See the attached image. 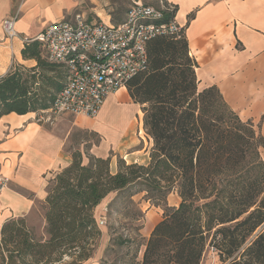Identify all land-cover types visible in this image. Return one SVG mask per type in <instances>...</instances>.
<instances>
[{
  "label": "trees",
  "instance_id": "trees-1",
  "mask_svg": "<svg viewBox=\"0 0 264 264\" xmlns=\"http://www.w3.org/2000/svg\"><path fill=\"white\" fill-rule=\"evenodd\" d=\"M175 12L174 6L166 18ZM147 51V70L131 78L126 89L131 100L141 104L143 128L152 139L148 162L125 164L120 159L113 172L109 157L91 156L83 163L80 154H71V163L48 186V238L32 239L22 219L4 224L2 233L13 231L15 222L22 225L14 233L19 238L6 264H16L13 254L18 264H39L53 253L57 259L64 254L85 259L99 234L94 208L109 193L127 191L131 196L132 189L145 191L147 200L159 204L175 188L181 200L177 207H164L140 264H199L207 245L227 264H264V227L249 240L264 222V186H257L256 180L239 191L224 187L213 193L215 180L236 171L252 146L264 148V136L256 134L251 120L242 121L228 108L215 85L197 89V62L185 35L155 37ZM41 55L35 40L21 49L23 58L36 60L32 71L63 69ZM21 70L17 65L0 76V117L49 108L64 83L46 76L50 87L38 91L34 72L24 77ZM62 75L65 78L64 69ZM201 199L202 204L194 205Z\"/></svg>",
  "mask_w": 264,
  "mask_h": 264
},
{
  "label": "crops",
  "instance_id": "crops-1",
  "mask_svg": "<svg viewBox=\"0 0 264 264\" xmlns=\"http://www.w3.org/2000/svg\"><path fill=\"white\" fill-rule=\"evenodd\" d=\"M166 1L176 7L174 18L184 28L189 54L197 62V89L215 85L228 108L242 121L260 124L264 136V0ZM15 10H19L15 22L18 35L7 39L1 22ZM76 13L89 21L117 22L124 17L112 19L96 0H0V76L15 63L36 65L35 59L21 56L22 37L32 38L49 23L63 17L72 19ZM118 95V101L124 103L131 99L126 87L107 99ZM103 106L92 124L99 132H103ZM136 112L139 116L140 108ZM127 119L125 128L111 126L113 140L109 141L116 147L133 135V126L127 128L134 118ZM68 135L69 125L41 120L37 111H12L0 117V172L8 178L0 194V233L4 224L19 219L34 234L43 231L45 221L39 207L45 203L48 183L72 161L64 147ZM114 135L119 138L114 140Z\"/></svg>",
  "mask_w": 264,
  "mask_h": 264
},
{
  "label": "rangeland",
  "instance_id": "rangeland-1",
  "mask_svg": "<svg viewBox=\"0 0 264 264\" xmlns=\"http://www.w3.org/2000/svg\"><path fill=\"white\" fill-rule=\"evenodd\" d=\"M96 1H101L103 8L107 12L109 11L114 19L117 17L122 18L131 2V0ZM142 1L148 4L159 5V0ZM90 5L88 3L87 7H90ZM41 58L47 60L43 54ZM17 65L21 66L24 77H29L34 72L35 79L38 82L34 84V87H37L38 91L41 88L50 87V80H47L46 76H49L55 82H58V80L62 82L63 80V69L57 67L51 71L42 69L41 67L32 71V67L15 63L12 64L11 69ZM47 91L52 92V89L49 88ZM120 97L119 95L109 97L103 106L102 114H100L103 132H99L92 127L97 116L95 118H88L72 113L54 115L48 112L47 109H44L37 111V117H42L41 120L44 121L49 117V120L46 122H57L58 126L59 124L69 125V135L65 141V149L71 154H80L83 163H87L91 156L102 155L104 158L109 157L111 170L114 172L117 170V161L120 159L125 164L133 162L147 163L152 145L151 137L143 128L142 112L139 113V116L136 112L138 108L141 111V104L134 103L131 99H127L125 103L118 101L121 99ZM123 116L130 119L134 118V123L129 124L127 128L130 130L133 126V135L128 139H121L123 141L120 140V145L116 147L111 142L113 140L111 138V126L119 123L120 118ZM258 125L260 124H253L256 134L261 133ZM59 130V128H56L57 132ZM113 138L116 140L119 137L114 135ZM125 155H128L126 159L123 158ZM256 180L260 181L257 186H264V148L252 146L248 150L244 163L236 171L224 174L219 180H215L213 183V193L218 188L224 187L231 191H239L243 185L246 187L248 182H256ZM51 181L52 178L48 186ZM134 190L132 189L133 194L131 196H128L127 191L121 193L113 191L95 206L93 212L98 223L99 234L96 235L95 244L92 245L93 248L87 258L75 260V257L64 254L62 258L57 259L58 255L53 253L50 257L44 258L39 264H140L144 244L154 225L162 219L164 207H177L181 199L176 188L168 192L165 199L159 204L147 200L145 198V191L134 192ZM211 198L213 196L208 199ZM203 201L202 199L195 200L193 203H195L194 205L202 204ZM39 209H42L41 211L44 215L45 203ZM263 227L264 222L254 231L249 240ZM21 228V222H15L10 226V229H14L13 231L7 230L4 233H0V264H6L11 260L9 259L10 249L16 246L15 244L19 238L14 233L20 231ZM23 228L28 231L30 237L34 240L44 241L48 238L46 222L43 231H37L38 235L34 234L26 225ZM39 233L44 234L39 235ZM120 239L127 240L120 243ZM15 255L13 254V259H16L15 262L18 264L19 258L15 257ZM199 264H227V262L222 261L218 250L214 246L207 245Z\"/></svg>",
  "mask_w": 264,
  "mask_h": 264
},
{
  "label": "built area",
  "instance_id": "built-area-1",
  "mask_svg": "<svg viewBox=\"0 0 264 264\" xmlns=\"http://www.w3.org/2000/svg\"><path fill=\"white\" fill-rule=\"evenodd\" d=\"M173 8L166 0H159L158 6L131 0L120 21H89L76 13L72 19L63 17L49 23L32 38L22 37L24 43L38 41L45 58L65 71L64 83L47 111L95 118L109 95L147 70L150 40L184 35V28L174 16L166 18ZM18 16L19 10H15L2 19L7 39L18 35ZM7 182L0 172V194Z\"/></svg>",
  "mask_w": 264,
  "mask_h": 264
},
{
  "label": "bare ground",
  "instance_id": "bare-ground-1",
  "mask_svg": "<svg viewBox=\"0 0 264 264\" xmlns=\"http://www.w3.org/2000/svg\"><path fill=\"white\" fill-rule=\"evenodd\" d=\"M117 121H116V123H117ZM117 125L125 128L128 125L127 117L123 116L122 118H120L119 123H117ZM139 134H140V132H139Z\"/></svg>",
  "mask_w": 264,
  "mask_h": 264
}]
</instances>
